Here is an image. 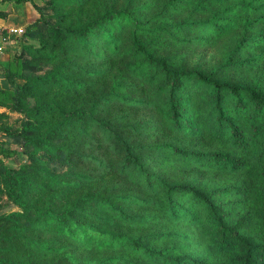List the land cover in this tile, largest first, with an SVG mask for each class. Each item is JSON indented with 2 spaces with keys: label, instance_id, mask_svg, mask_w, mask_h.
<instances>
[{
  "label": "trees",
  "instance_id": "1",
  "mask_svg": "<svg viewBox=\"0 0 264 264\" xmlns=\"http://www.w3.org/2000/svg\"><path fill=\"white\" fill-rule=\"evenodd\" d=\"M131 2L63 34L54 27L57 38L102 29L126 67L111 73V58L110 70L97 67L93 95L76 91L77 105L59 109L57 122L47 109L38 120L42 106L25 105L27 86L0 74L11 88V109L33 116L0 128L27 159L13 168L0 158V194L16 207L0 214V264H264V187L252 214L237 209L251 201L246 180L206 189L183 177L201 167L232 176L264 161V95L217 77L244 64L235 58L244 48H264V25L256 29L264 0H163L151 14L152 0L133 8ZM183 7L187 17L175 18ZM138 9L146 15H134ZM240 12L224 64L208 71L186 62L184 46L210 44L233 30ZM121 22L130 25L126 50L117 36ZM105 73L108 80L100 78ZM102 104H111L113 114L100 115ZM204 135L218 148L203 153L178 143ZM25 171L34 188L26 192ZM256 174L264 179V168ZM255 220L258 228L249 233Z\"/></svg>",
  "mask_w": 264,
  "mask_h": 264
},
{
  "label": "rangeland",
  "instance_id": "2",
  "mask_svg": "<svg viewBox=\"0 0 264 264\" xmlns=\"http://www.w3.org/2000/svg\"><path fill=\"white\" fill-rule=\"evenodd\" d=\"M126 1L28 0L15 3V6L26 4L30 12L27 10L28 7L16 10V20H13L6 28L3 26L0 28V74L11 73L15 84L18 86L25 84L27 86L24 89L26 94L24 98L25 105L32 106L35 102H38L42 106L39 109L40 113L37 115L38 120L41 119V113L47 109L48 114L50 112L55 115L51 122H57L59 119L56 115L59 109L69 110L70 107L77 105L80 98L74 96L76 91H85L84 96H86V99L93 95L94 91L91 90L90 85L93 78L91 72L97 67L110 70L108 59L115 60L111 73L118 68L121 70L126 69L123 66L125 63L124 56L113 54L102 29H99L95 36L88 34L81 39L71 33H67L63 38H57L54 27L62 29L61 33L63 34L64 29L82 26L84 23L99 17L105 9L123 7ZM138 1L132 0L130 8L135 7ZM152 1L153 6L148 14L153 13V9L160 8L163 3V0ZM133 13L136 16L146 15V11L143 13L139 9L133 11ZM188 13L189 7H183L174 14L175 18L183 19L187 17ZM240 14L233 30L215 37L210 44L184 46L181 52L187 54L186 62H199L208 71L224 64L229 51L234 45V39L237 35L236 25L241 23V16H243L242 12ZM246 16L251 17L252 14L246 12ZM256 24L258 25L256 29H258L264 25V21L260 20ZM129 26L125 22H121L117 31L123 50H126L129 44L127 40ZM8 28L14 29V31H10ZM235 58H237V61L243 58L246 60H244L243 65L221 69L217 77L234 85H251L264 95V48L258 46L244 48ZM49 71L51 73L47 75ZM124 72L126 73L125 70ZM62 76L63 78H61ZM102 76L104 77L102 78ZM102 76L100 78L103 80L109 79V73ZM0 81V87L6 90L0 92V128H17L23 121L32 119L33 116L29 115L28 112L17 113L11 109V88L4 78H0ZM65 81L68 83L67 88H61L60 84ZM81 85H86V90L77 88ZM63 102L64 105H62ZM97 109L100 110V115L110 116L113 114L111 104H102ZM261 119H264V114L261 115ZM42 123V126H48L49 119L45 116ZM263 133L264 122H261L259 136L261 137ZM178 143L189 145L203 153L218 148V144L210 141L206 135L200 137L183 136L179 138ZM0 158L6 166L13 168L27 163L21 145L13 142L1 130ZM261 168H264V161L254 166L251 162L246 171L229 176L220 174V172L217 173L211 168L201 167L183 177L206 189L216 186L220 181L237 180L238 178L246 180L250 187L251 194L249 197L251 201L249 205H241L237 209H248L252 214H255L258 207L256 203L257 194L264 187V179L256 174ZM27 174L28 172L25 171L22 189L25 192L28 189H34L26 182ZM173 176L176 178L181 175L175 173ZM35 191L36 189L30 190L29 195L32 196ZM14 210H16V207L5 198L4 194H0V214H6ZM257 228V221L255 220L253 225L246 231L254 233Z\"/></svg>",
  "mask_w": 264,
  "mask_h": 264
},
{
  "label": "crops",
  "instance_id": "3",
  "mask_svg": "<svg viewBox=\"0 0 264 264\" xmlns=\"http://www.w3.org/2000/svg\"><path fill=\"white\" fill-rule=\"evenodd\" d=\"M15 3L12 2H5L0 0V28L3 26L6 28V26L10 25V23L13 20H16L15 11L19 10L22 7L27 8L28 6L26 4L15 6ZM28 12H30V9L28 7ZM1 84V81H0Z\"/></svg>",
  "mask_w": 264,
  "mask_h": 264
},
{
  "label": "built area",
  "instance_id": "4",
  "mask_svg": "<svg viewBox=\"0 0 264 264\" xmlns=\"http://www.w3.org/2000/svg\"><path fill=\"white\" fill-rule=\"evenodd\" d=\"M10 31H14V29L8 28Z\"/></svg>",
  "mask_w": 264,
  "mask_h": 264
}]
</instances>
